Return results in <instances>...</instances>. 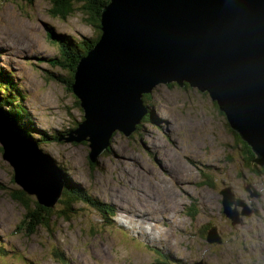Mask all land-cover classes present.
<instances>
[{
  "label": "rangeland",
  "instance_id": "obj_1",
  "mask_svg": "<svg viewBox=\"0 0 264 264\" xmlns=\"http://www.w3.org/2000/svg\"><path fill=\"white\" fill-rule=\"evenodd\" d=\"M55 7L53 0H0V67L19 78L27 101L19 103L26 105L39 132L71 131L83 120L66 83L48 76L69 77L65 67L49 62L60 54L53 38L62 34L84 41L99 32L80 4L65 19L55 15ZM208 93L189 84H159L150 94L147 120L130 135L115 131L111 148L94 160L88 142L37 145V152L47 154L79 186L71 195H64V189L62 200L84 197L73 202L71 218L49 213V228L39 223L30 229L28 210L43 206L41 199L24 190L31 200L26 206L12 196L23 189L13 170L25 159L13 160L16 165L8 161L20 149L2 151L0 140V264H157L163 254L148 246L160 244L157 249L175 258L169 257L174 264H264V174L249 168ZM4 127L0 125V139L8 136ZM226 187L234 200L245 201L250 215L232 203L233 220L226 216L221 192ZM55 204L53 211H60ZM125 212L137 217L147 213L150 220L131 221ZM46 213L40 208L41 215ZM204 227L207 232L215 227L219 242L208 241L214 236L209 232L204 237ZM20 256L24 261L16 259Z\"/></svg>",
  "mask_w": 264,
  "mask_h": 264
},
{
  "label": "water",
  "instance_id": "obj_2",
  "mask_svg": "<svg viewBox=\"0 0 264 264\" xmlns=\"http://www.w3.org/2000/svg\"><path fill=\"white\" fill-rule=\"evenodd\" d=\"M100 30L92 49L80 58L71 86L83 120L60 140L88 142L94 160L111 148L114 130L127 136L142 124L149 107L143 95L175 82L209 92L251 147L253 161L264 166V0H110L101 13ZM2 124L9 132L0 140L20 149L7 160L24 158L33 170L30 175L24 163L12 162L14 179L54 207L65 186L62 169L37 152L39 144H30L0 109ZM26 147H33L30 157L22 155ZM39 167L48 170L38 172ZM221 192L226 216L233 220L232 203H240L242 213L250 215L244 200H234L231 187ZM209 232L214 238L208 241H218L215 227Z\"/></svg>",
  "mask_w": 264,
  "mask_h": 264
},
{
  "label": "trees",
  "instance_id": "obj_3",
  "mask_svg": "<svg viewBox=\"0 0 264 264\" xmlns=\"http://www.w3.org/2000/svg\"><path fill=\"white\" fill-rule=\"evenodd\" d=\"M21 1L27 2L30 0H21ZM53 1L56 4L55 9L53 10L55 12V15H60L62 16L63 19H65L70 13H72L75 10L74 9L75 4H80L82 6V9L89 15L88 22L92 23L94 28L97 31H99L97 35L94 37V39H86L84 41L80 39H76L74 41L70 37L64 36L62 34H59L55 38L52 37L54 39L53 42L55 43H61V42L68 41V42H65L62 46L58 45L60 49L59 56L51 58L49 62L53 67H57L58 65L65 67L68 71L69 77H68V80L65 81L63 76L61 78L59 77V75L53 74V72L49 73L48 76L49 78H53L58 82L64 81L66 83V87L68 88V90L71 93H73L75 96L74 90L72 91V87H71L73 84V80H74L73 77H74L75 69L77 67V64L80 58L84 56L85 54H87V52L90 49H92L95 42L99 39L100 34H101L100 16H101L103 9L107 6L110 0H53ZM14 77L15 75L13 74L11 70H9L6 67H0V109L5 110L4 112H6L8 116L14 119L24 129L26 135H28L29 139H31L32 141L37 142L38 144L45 142V141L46 142H51V141L62 142L60 138L63 137V135L65 136L68 135L66 130H63V131L53 130L52 132H46V131L39 132V130H37L35 125L32 127L28 124L29 122H27L28 121L27 118L30 119L33 123L34 121H33L32 116L29 114V112L25 109V107L22 106V103L21 104L19 103V101L22 102V100H24L25 95L20 90L18 81L17 80L14 81ZM152 97L153 96L150 94L143 95L144 103L149 107L151 106L149 104L152 101ZM77 104L79 105L78 100H77ZM146 120H147V116L143 118L142 123L145 122ZM76 126H78V124H76ZM140 126H138L137 129H139ZM227 126L231 128V131L235 136L236 144L242 148L241 150L247 156L245 159H246V163L250 166L249 168L252 171H255V173H257L258 175H261V173L264 172V166H262L263 169L254 168L256 167L255 164L253 163L255 154L252 151L251 147L246 142L240 139L238 133L229 125L228 122H227ZM31 133H35L38 138L36 139L34 136H32ZM40 133L42 134L40 135ZM85 142L86 141H84V143ZM251 165H254V167H252ZM260 170H261V173H260ZM62 181H65L64 189H66L67 191V193H64V195L68 193L71 195L78 191L76 188L78 186H76L72 182L71 183L73 185L68 183V181H70L69 177L63 176ZM12 196L16 200H18L20 203L26 206H30L31 200L23 189H17L15 193H12ZM83 198H84L83 196L82 197L73 196V197H70V200H62V198L60 197L57 203L60 204L59 207L61 208V210L60 211L57 210V212L53 211L55 206L51 207V205H46L42 202H38L39 205H43V206H37L34 210H31V209L28 210V217L31 218L32 220V222L30 223V229L34 228L39 223H42L47 228H49L51 226V219H52L51 217L52 215H49V213L51 212H53L54 215L57 214L58 217H62L64 214L65 216H67V218H71L72 216H70L69 213H70V210H72L73 202L78 201L79 199L83 200ZM86 200L88 199L86 198ZM94 205L95 203H91V206L93 208H94ZM40 208H42L44 211L47 212L46 215L40 214ZM100 212H106L105 208H100ZM72 213L73 212L71 211L70 214ZM207 229L208 228L204 227V234H203L204 237H208L209 231L207 232ZM160 252L162 254L164 253L163 251H160ZM162 256H163V259L160 258V261L157 264H174L169 259L170 257L173 261H175L173 257L171 256L168 257L165 255H162Z\"/></svg>",
  "mask_w": 264,
  "mask_h": 264
},
{
  "label": "bare ground",
  "instance_id": "obj_4",
  "mask_svg": "<svg viewBox=\"0 0 264 264\" xmlns=\"http://www.w3.org/2000/svg\"><path fill=\"white\" fill-rule=\"evenodd\" d=\"M65 42H68V41H65ZM65 42H61V43H56V45H59V46H62ZM55 43V42H54ZM15 80H17L18 82H19V78H17V77H14V81ZM27 92V91H26ZM75 93V92H74ZM76 95V94H75ZM22 102H27L26 101V99L24 98V100H22ZM217 103V102H216ZM23 104V103H22ZM154 105V104H153ZM217 105H218V103H217ZM23 107H25V109L29 112V110L27 109V107H26V105H23ZM155 107V106H154ZM219 107V106H218ZM219 109L221 110V108L219 107ZM2 111H5V110H3V109H1ZM222 112H223V110H221ZM5 114L7 115V113L5 112ZM8 116V115H7ZM9 117V120L14 124V125H17V127L19 128V130H20V133H21V135L23 136V134H22V132H24V129L14 120V119H12L10 116H8ZM33 118V117H32ZM27 122H29L28 124L30 125V126H34L35 125V127L37 128V122H36V120L33 118V120H34V123L30 120V119H28L27 118ZM10 126L12 127V125L10 124ZM37 130H39L38 128H37ZM56 130V129H55ZM115 132V130L113 131V133ZM113 133H112V135H113ZM32 134V136H34L36 139H37V135L35 134V133H31ZM36 135V136H35ZM112 135H111V138H112ZM24 137V136H23ZM25 138V137H24ZM26 139L30 142V141H32L31 139H28L27 137H26ZM30 144H33V142H30ZM2 149H3V147L4 148H6V149H14L15 148V145H7V144H2ZM30 148H33V147H30ZM30 148H25L24 149V151H23V153H22V155L23 156H25V157H30L32 154H33V152H32V150L30 149ZM2 151H4V150H2ZM3 155V154H2ZM28 161H31L30 159H27ZM28 170V173L31 175V174H33V170L32 169H30V168H28L27 169ZM14 171V174H15V169L13 170ZM61 172H63V174H64V169L63 170H61ZM62 177H63V175H62ZM25 179L26 180H29L30 179V177L29 176H26L25 177ZM69 180L72 182L73 180H71L70 179V176H69ZM74 182V181H73ZM72 182V183H73ZM57 183V182H56ZM73 184H75L76 185V183L74 182ZM77 186V185H76ZM79 187V186H78ZM155 189H158V193H161L162 191L159 189V188H156L155 187ZM152 191H154L153 189H151ZM42 203H44V204H46V205H50V204H48L47 202H42ZM92 207V206H91ZM93 208V207H92ZM121 209H124V208H122L121 206L119 207V210H121ZM122 213V212H121ZM127 215H128V217L130 218V220L131 221H133V220H137V221H140V222H145L146 221V218L145 217H147V220H150V218L148 217V214L147 213H143V214H139L138 213V217L137 216H134V215H132L131 213H128V212H125ZM126 217V216H125ZM143 219V220H142ZM158 223V222H157ZM98 226V225H97ZM154 227V226H153ZM124 229V231H127L125 228H123ZM139 229V228H138ZM95 233V232H94ZM127 233V232H126ZM207 238H209V235H208V237ZM209 239H213V237L212 238H209ZM218 239H220V237L218 238ZM152 241L153 240H151V243H152ZM219 242V241H218ZM154 243V242H153ZM159 246H161V244L160 245H158V247ZM150 249H152V250H154V251H156V252H158L159 254H161L162 255V253L160 252V251H164V249L162 250V249H160V251L157 249V248H155V247H151V246H148ZM160 248V247H159ZM171 254V253H170ZM163 255H165V256H168L169 257V255L166 253V252H164L163 253ZM22 256H20V257H16V259L20 262V261H24V259L23 258H21ZM172 257V256H171ZM167 259V258H166ZM174 260H175V258H174Z\"/></svg>",
  "mask_w": 264,
  "mask_h": 264
},
{
  "label": "flooded vegetation",
  "instance_id": "obj_5",
  "mask_svg": "<svg viewBox=\"0 0 264 264\" xmlns=\"http://www.w3.org/2000/svg\"><path fill=\"white\" fill-rule=\"evenodd\" d=\"M260 173H261V170H260ZM264 174V172L261 173V175Z\"/></svg>",
  "mask_w": 264,
  "mask_h": 264
},
{
  "label": "clouds",
  "instance_id": "obj_6",
  "mask_svg": "<svg viewBox=\"0 0 264 264\" xmlns=\"http://www.w3.org/2000/svg\"><path fill=\"white\" fill-rule=\"evenodd\" d=\"M213 101V100H212ZM213 103H214V101H213Z\"/></svg>",
  "mask_w": 264,
  "mask_h": 264
}]
</instances>
